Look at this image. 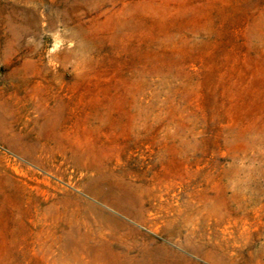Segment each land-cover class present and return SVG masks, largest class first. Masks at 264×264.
<instances>
[{"label":"rangeland","instance_id":"rangeland-1","mask_svg":"<svg viewBox=\"0 0 264 264\" xmlns=\"http://www.w3.org/2000/svg\"><path fill=\"white\" fill-rule=\"evenodd\" d=\"M0 2L53 14L48 1ZM47 23L41 19L40 32L26 36L44 45L42 54L12 60L40 59L43 71L55 73L66 149L26 156L0 139V264H95L71 262L74 250L65 247L69 231L76 239L110 233L86 202L132 226L136 235L124 237L130 255L139 256L141 234L208 264L173 239L167 221L176 217L192 231L190 219L199 217L196 228L213 233L203 220L208 202L192 198L198 190L229 191L231 212L217 217L219 240L236 264H264V0L109 2L83 21L82 36L104 48L79 68L76 56L53 57L80 39ZM110 25L119 31L114 37ZM40 103H19L30 113L19 127L43 119ZM111 179L143 188L149 224L88 193H107ZM178 203L181 216L163 210Z\"/></svg>","mask_w":264,"mask_h":264},{"label":"bare ground","instance_id":"bare-ground-1","mask_svg":"<svg viewBox=\"0 0 264 264\" xmlns=\"http://www.w3.org/2000/svg\"><path fill=\"white\" fill-rule=\"evenodd\" d=\"M31 1L35 2L38 7L45 6L44 1H48L53 14L46 11L39 12L36 8L26 10L0 2V139L11 150L26 156L40 151H46L47 154L52 155L66 149L59 132L61 107L55 73L43 71L41 69L43 61L40 59L39 61L36 59H15L16 61L13 62L12 58L16 54L28 51L42 54L44 45L40 42H30L26 36L38 34L40 21L45 18L49 30L52 31L56 25L60 24L71 28V32L67 36L69 39H80L72 48L61 50L53 58L70 59L72 56H76L78 68L90 64L104 46L101 45V42L88 40V36H82L81 26L85 17L102 11L109 2L113 3L115 0ZM128 8V5H125L123 10ZM110 27H112V37L116 36L119 32L118 29L113 25ZM1 71L5 72L1 73ZM23 86L31 87L32 93H22ZM26 98L30 103L40 99L41 106L43 105L45 108L41 110L43 119L33 122L29 128H21L19 123L23 118L28 120L30 115L29 110L21 112L18 107L19 103ZM110 182L113 188L107 193H88L103 205L107 203L116 212L149 224L147 213L150 208L140 197L143 188L124 180L114 181L111 179ZM227 192L229 191L221 196L209 190H198L192 195L194 200L201 199L208 202L205 207L206 217L203 220L205 225L215 229L213 233L209 232V228L202 226L196 228V224L202 225L199 217L190 219L194 226L192 231H190L191 225L186 228L176 217L167 219L170 221L169 228L173 239L177 240L188 253L208 264H236L235 255L227 252L228 243L219 240L217 230L218 215L222 212H231L228 204L231 201L228 200ZM86 204L95 213L97 222L108 227L110 233L104 234L99 231L97 237L80 235L79 239H76L77 232L69 231V239L66 240L65 247L74 250L68 256L71 262H83L87 258L95 264H201L195 258L186 256L141 234H137L144 242L140 246L139 256L130 255V249L126 246L124 237L136 235L132 226L96 204L90 202H86ZM178 205L176 208L168 204L163 210L166 213H169L171 209L176 210L177 214L181 216L185 209L180 203ZM46 211L53 213L56 209L50 207ZM38 213L42 215V208L38 209ZM160 233L165 235L164 230ZM259 258L264 263V254Z\"/></svg>","mask_w":264,"mask_h":264}]
</instances>
